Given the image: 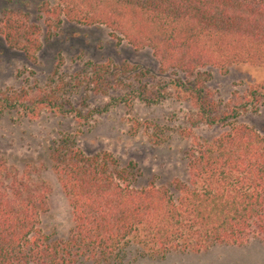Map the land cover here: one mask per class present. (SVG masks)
Here are the masks:
<instances>
[{
	"label": "trees",
	"instance_id": "1",
	"mask_svg": "<svg viewBox=\"0 0 264 264\" xmlns=\"http://www.w3.org/2000/svg\"><path fill=\"white\" fill-rule=\"evenodd\" d=\"M56 1L40 7L50 30L63 19L105 25L118 42L151 48L161 72L178 75L174 93L192 104L196 120L226 129L212 141L197 142L186 180L145 187L135 186L133 168L121 166L112 154L89 155L72 135L55 140L52 168L72 214L69 234L61 239L42 227L47 191L0 159V264L105 263L134 247L165 256L264 242V135L237 121L241 108L264 104V81L250 85L241 101L232 100L226 109L206 87L213 68L264 66V0ZM12 14L0 19V35L10 48L33 58L42 42L35 33L23 41ZM107 67L94 66L101 84ZM130 68L122 66L125 72ZM164 91L168 86L137 92L157 103ZM11 106L9 97H0V108L13 111Z\"/></svg>",
	"mask_w": 264,
	"mask_h": 264
},
{
	"label": "rangeland",
	"instance_id": "2",
	"mask_svg": "<svg viewBox=\"0 0 264 264\" xmlns=\"http://www.w3.org/2000/svg\"><path fill=\"white\" fill-rule=\"evenodd\" d=\"M56 2L0 0V19L12 11L23 41L35 33L42 42L29 58L0 35V97H9L13 108H0V159L47 191L49 211L42 227L61 239L69 234L72 214L52 168L50 147L55 140L72 135L89 155L112 154L121 166L133 168L134 185L145 187L186 180L197 142L212 141L226 127L196 120L192 104L174 93L178 75L162 73L151 48L138 50L125 39L118 42L105 25L63 19L50 30L40 7ZM124 64L131 67L127 72ZM95 65H109L103 84L94 77ZM211 73L206 87L224 109L233 105L232 100L241 101L250 85L264 81V66L238 64L226 72L213 68ZM144 86H168V91L157 103H149L138 97ZM124 95L128 104L121 100ZM246 109L241 108L237 121L264 135V104ZM81 264H264V242L253 239L244 245L165 256H150L134 247L111 262Z\"/></svg>",
	"mask_w": 264,
	"mask_h": 264
}]
</instances>
